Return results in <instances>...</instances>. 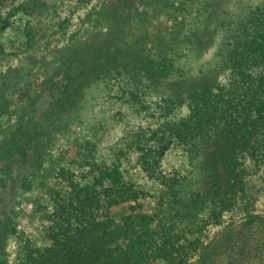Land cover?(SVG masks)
Wrapping results in <instances>:
<instances>
[{
  "label": "trees",
  "instance_id": "obj_1",
  "mask_svg": "<svg viewBox=\"0 0 264 264\" xmlns=\"http://www.w3.org/2000/svg\"><path fill=\"white\" fill-rule=\"evenodd\" d=\"M6 1L0 38L16 14L28 16L27 40L54 56L55 67H28L27 77L24 67L0 73V118L7 120L0 129V257L18 232L19 200L39 187L46 203L36 208L50 223L43 245L26 243L21 264H190L196 253L200 264L223 254L228 264L264 260V0L242 12L219 10L221 0H102L86 13L85 34L71 17L91 0H74L80 7L54 25L57 9L46 11L56 2L25 0L4 12ZM42 16L48 24L38 27L34 18ZM214 45L211 67L186 71L183 57ZM6 54L0 39V57ZM99 86L115 93L112 119L129 125L128 112L145 113L154 125L131 127L108 151L83 140L78 158L65 164L53 155L56 140L92 114L89 93ZM175 147L180 166L197 174L188 194V172H166ZM133 154L137 175L130 177L124 162ZM46 174L65 186L49 185ZM150 194L153 212L141 203ZM162 210L167 220L157 219ZM207 226L218 231L205 243Z\"/></svg>",
  "mask_w": 264,
  "mask_h": 264
},
{
  "label": "rangeland",
  "instance_id": "obj_2",
  "mask_svg": "<svg viewBox=\"0 0 264 264\" xmlns=\"http://www.w3.org/2000/svg\"><path fill=\"white\" fill-rule=\"evenodd\" d=\"M24 1L25 0H7L6 7L8 8H5L4 12L7 9H11L12 7L19 5ZM34 1L44 6L50 7H52L56 2L53 9L46 11V13H49V11H53L55 8L58 11V14L55 17L56 20H54V23L51 22L49 25H54L55 23L57 24L59 19L66 20V17L70 15L69 13L72 8L80 7L75 5L74 0ZM260 1L261 0H221L218 5L216 4V7L219 6V10H222V8L225 7V9L227 8L231 10V8H233L234 11L242 12L240 10L253 8L258 3H260ZM101 2L102 0H91V2H88L84 4V6H81V9L75 12L74 16H72L73 14H71V25H73L74 30L77 33L85 34L86 32H88V30H90L91 24L87 21L86 13L92 11L93 9H97L100 6ZM43 17L44 16L39 18L42 22H37V19L33 17L34 20H36L38 27L48 24V19H43ZM211 18V21L213 22V19H215L216 16H212ZM11 19V26L2 33L0 38L7 49V54L0 57V73L4 72L9 67H16L20 69L24 67L25 70L23 69V72H25V77H27L28 67H33L34 69L36 68L40 70V73H50L55 67V58L51 55L47 58L43 57L44 50L42 49L41 44H36L34 42H32L31 44L27 40L26 22L29 20V17L22 13H18ZM162 21L163 22H160L161 24H159L160 30L165 31L167 30L168 22L165 20ZM216 50L217 46L214 45L213 47H209L207 48V50L202 51L199 55L194 56L189 54L186 57H183L182 63L185 66L186 71L192 75L198 72L200 73L201 69H208L209 67H211L213 65V61L215 60L214 54ZM42 63L46 64L47 66L41 68L35 66L37 64L41 65ZM14 73L17 74L18 72L15 71ZM12 81H14V76H12L10 81L8 82L10 83ZM89 94L91 97L88 99V101L92 103V114L87 112L85 115V121L82 123V125L77 126L75 131L69 134V136H60L56 140L53 155L55 158L63 156V163L65 164L73 159L78 158L77 151L79 143L83 140L100 142L102 146L101 148H103L104 151H108L107 148L111 147L113 144L117 142L121 143L122 138L127 135L131 127H136L138 125L142 127L154 125L153 118L149 114L145 113L141 115H135L128 112V117H126V120L130 121L129 125H127L125 122L118 121L117 118L112 119V113L116 109V106L112 110H109L108 106L110 104L109 102L112 100L110 97L115 95L113 91H103L99 86L91 89ZM153 101L154 100H152V102ZM186 111L187 110L185 109L179 110L176 115L182 116L186 113ZM6 125L7 120L6 117L3 116L0 118V129L5 127ZM178 154L179 150L177 147H175L173 151L169 153L165 165L167 173H173L175 166H179V170L181 169V172L184 174H187V169H190L185 165L180 166L181 157H179ZM134 159L135 155L133 154L130 156L129 161L124 162L125 171L127 175H130V177H135L137 175V171H135L134 167ZM45 166H47V164ZM81 170L84 169H81L79 167L76 168V173L80 174ZM188 175L190 177V181L186 180V183L183 186L185 194L192 192L197 187L196 172H192L191 175V171H189ZM45 177V182L49 185L55 186L58 189L65 186L62 180L54 178V176L52 175H47ZM41 196L42 192L38 187L36 190L26 193L19 200L20 207L16 208V213L14 215L18 232L10 236V238L8 239L6 245V256L0 257V261L3 260L4 264H21L20 257L23 251L26 249V243L33 242L37 245H43L45 243V229L50 222L43 219L42 214L37 211L36 201H39L43 204L46 203L45 199L43 200V197ZM141 203L143 204L144 210L147 212H153L156 208V200L151 194L143 198L141 200ZM116 211L123 212L124 210L118 207L116 208ZM158 216L159 217H157V219H159L160 217L166 220L168 219L165 216L164 210L159 211ZM205 217L206 216L204 214H200V218ZM116 220L118 221L119 217H117ZM205 229L206 230H204L202 238L206 243L214 237L218 229L211 226H207V228ZM250 253L252 254L254 253V251L251 250ZM197 255L198 253L193 256L194 258L192 259L190 264H200V262L197 261ZM226 256V254L221 255L216 259V262L214 264H228ZM151 264H166V262L162 260H154L151 262ZM238 264H264V260L263 258L258 257L255 259H246L240 261Z\"/></svg>",
  "mask_w": 264,
  "mask_h": 264
}]
</instances>
